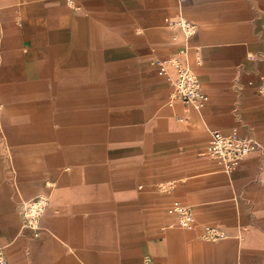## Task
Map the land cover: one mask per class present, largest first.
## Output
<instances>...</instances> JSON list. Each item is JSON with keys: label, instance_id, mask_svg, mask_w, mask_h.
<instances>
[{"label": "crops", "instance_id": "crops-1", "mask_svg": "<svg viewBox=\"0 0 264 264\" xmlns=\"http://www.w3.org/2000/svg\"><path fill=\"white\" fill-rule=\"evenodd\" d=\"M162 59L209 101L170 104ZM262 76L264 0H0L9 264H264ZM214 130L260 149L225 173L206 155ZM38 195L30 222L22 201Z\"/></svg>", "mask_w": 264, "mask_h": 264}, {"label": "built area", "instance_id": "built-area-1", "mask_svg": "<svg viewBox=\"0 0 264 264\" xmlns=\"http://www.w3.org/2000/svg\"><path fill=\"white\" fill-rule=\"evenodd\" d=\"M173 30H181L192 35L195 32L194 24L184 19L170 21ZM158 74L167 80L172 88L171 102L181 101L201 108L209 101V96L202 89V82L192 69L184 62L172 59H162L156 62ZM174 72V75L171 73ZM260 92L264 95V76L260 79ZM0 101V111H1ZM260 149V144L253 138L240 135L237 131L225 134L214 130L211 140L206 148V155L213 160L225 173H230L238 168L243 160L252 152ZM264 176V173H263ZM47 201L39 199L34 204L24 206V214L30 222H36L41 215ZM169 215L177 219V224L182 228L191 229L194 216L189 207L179 200H174L168 207ZM213 235L218 236L216 233ZM0 264H9L4 247L0 244Z\"/></svg>", "mask_w": 264, "mask_h": 264}, {"label": "rangeland", "instance_id": "rangeland-1", "mask_svg": "<svg viewBox=\"0 0 264 264\" xmlns=\"http://www.w3.org/2000/svg\"><path fill=\"white\" fill-rule=\"evenodd\" d=\"M0 101H1V104H2L1 111H0V157L3 158V155L6 152V149H5V134H4V130H5V116H6V101L3 99V95H2L1 89H0ZM2 167H3V165H2ZM8 167H12V169H14L16 167V165L14 163H11V164H8ZM13 171H15V170H13ZM39 199H44V197L38 195V196H35L33 198H30V199H24V201H22V203H23L24 206L28 205V204L32 205V204H34L35 201H38Z\"/></svg>", "mask_w": 264, "mask_h": 264}]
</instances>
